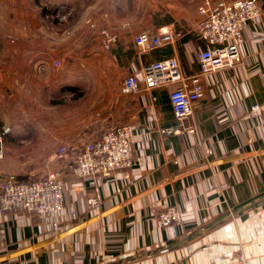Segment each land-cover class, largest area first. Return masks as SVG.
<instances>
[{
    "label": "crops",
    "instance_id": "1",
    "mask_svg": "<svg viewBox=\"0 0 264 264\" xmlns=\"http://www.w3.org/2000/svg\"><path fill=\"white\" fill-rule=\"evenodd\" d=\"M205 1L0 0V127L11 128L0 185L58 172L65 190L61 232L44 215L0 212V264H222L239 254L264 264V113L250 114L264 105V0L244 24L239 61L208 74L196 31ZM142 32L177 41L144 53ZM170 57L184 83L203 86L182 130L170 102L179 84L143 87L144 67ZM130 75L140 92L123 91ZM121 124L133 128L132 168L92 180L58 158L62 144ZM169 206L182 221L164 227Z\"/></svg>",
    "mask_w": 264,
    "mask_h": 264
},
{
    "label": "built area",
    "instance_id": "2",
    "mask_svg": "<svg viewBox=\"0 0 264 264\" xmlns=\"http://www.w3.org/2000/svg\"><path fill=\"white\" fill-rule=\"evenodd\" d=\"M204 16L196 31L209 47L199 54L203 74L213 73L232 67L240 59V48L243 42L244 24L261 15L258 0L221 1L212 5L206 0L199 8ZM176 37L171 32L152 35L142 32L136 37L140 50L147 53L153 49L175 44ZM55 66H59L56 62ZM171 84H179L170 93L173 113L183 125L193 113L194 104L203 96V86L199 78H193L192 86L184 83L179 60L170 57L153 62L144 67V89L150 90ZM142 85L135 75L126 77L123 81V91L127 94L140 92ZM264 105L254 104L250 114L262 116ZM194 133L193 127H188ZM162 130L164 134L179 133ZM9 127H0V160L4 157V145ZM134 132L130 124H121L106 129L97 139L85 142L72 148L62 144L57 151L58 158L71 165L73 175L78 178L111 177L117 172L126 171L135 164ZM91 207L99 208L100 201L93 197L89 200ZM65 208V190L59 180L58 172H54L38 181L19 182L14 174H8L0 185V212L20 211L30 215H44L52 218V228L61 232L63 225L56 217ZM74 217L76 215L74 214ZM162 226L179 224L182 221L181 212L173 206L167 207L158 216ZM222 264H250L244 254L229 259L220 258Z\"/></svg>",
    "mask_w": 264,
    "mask_h": 264
},
{
    "label": "rangeland",
    "instance_id": "3",
    "mask_svg": "<svg viewBox=\"0 0 264 264\" xmlns=\"http://www.w3.org/2000/svg\"><path fill=\"white\" fill-rule=\"evenodd\" d=\"M11 129V128H10Z\"/></svg>",
    "mask_w": 264,
    "mask_h": 264
}]
</instances>
